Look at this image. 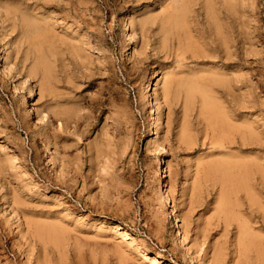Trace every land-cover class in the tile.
I'll return each instance as SVG.
<instances>
[{"label": "rangeland", "instance_id": "rangeland-1", "mask_svg": "<svg viewBox=\"0 0 264 264\" xmlns=\"http://www.w3.org/2000/svg\"><path fill=\"white\" fill-rule=\"evenodd\" d=\"M180 1L0 0V264H264V0Z\"/></svg>", "mask_w": 264, "mask_h": 264}, {"label": "bare ground", "instance_id": "bare-ground-1", "mask_svg": "<svg viewBox=\"0 0 264 264\" xmlns=\"http://www.w3.org/2000/svg\"><path fill=\"white\" fill-rule=\"evenodd\" d=\"M186 1L187 0H181L178 5L182 6L184 4V2H186ZM207 1H209V0H207ZM205 17H206V27L203 28L201 34L205 35L206 38H207L206 47H207L208 51L211 52L210 53L211 56L212 57L213 56H215V57H218V56L219 57H223L224 56V57H226V60L227 59L228 60L231 59V52H230V49H229L231 39L228 36V33L231 34L230 27H228V26L225 27V25L221 23V21H220L221 18L218 17L217 13L213 14L212 12H208V13L205 14ZM228 17L229 16H227V18ZM171 23L173 25H175V23H178V22H176V19H172ZM179 26L180 25H176L175 27H179ZM122 27H124V28L128 27L127 19H125L124 22L122 23ZM172 28H174V26H172ZM179 33H181V32H179ZM226 33H227V35H226ZM234 33L236 34V36L238 38V40H236V42H238L240 44V49L243 51V49H244V31L241 29L237 33L236 32H234ZM188 36H190V35H188ZM231 37H232V34H231ZM176 41H178V43H180L179 39H177ZM241 50H240V52H242ZM145 96H146L145 98H147L149 96V89H147V91L145 92ZM204 100H205V104H206L205 107L208 110L207 112H209L210 121L213 124V128L216 130V133H219L220 135L222 134V136H221V139H222L225 134L228 135V133L231 131V129H230L231 126L229 127V125L227 124L226 119H225L222 111L219 108H217V106L215 104H213V102H210L211 100H208L207 97H205ZM148 102H149V100H148ZM26 106H28V104H26L24 107H26ZM149 106H151V105L149 104ZM204 110H206V109H204ZM32 114H33L32 111L30 109H28V111H27V113L25 115L26 119H29L28 117L31 116ZM218 171L221 174V181H222V184L224 186L226 185V183L229 184V185L230 184L237 185V184L241 183V181H239V178L237 177V175H234L233 171L230 168H228L226 166H222V167L218 168L217 172ZM161 177H163V176H161ZM159 182H160V184H163V186L165 187L164 190H162V194L165 195V199L164 200H166V203L168 204L169 200H168V196L167 195L169 194L170 186L167 183L163 182L162 179H160ZM234 183H236V184H234ZM223 201L225 202L226 207H228L229 204H228L227 198L223 199ZM173 214H175V213H173ZM169 219L171 221V224H172V227H173L174 231L177 232L176 233L177 236L181 237V238H182V236H185L184 229H183V226H182L181 222H179V220L173 215L170 216ZM263 220H264V217H263ZM26 225H27V229H28L27 230L28 234H30L31 239H37V237L44 238V237H46V233H47L46 230L51 229L48 225L44 226V225H41L40 223H37L36 221H28V222L26 221ZM237 225H239V224L237 223ZM111 227L124 238H128V237L132 236L131 232H129L128 230H126L124 228H121L119 225H112ZM240 231H242V230H240ZM244 233H245V235H248L247 231H245ZM141 254L148 256V253L145 250H141ZM190 259H191V257H190ZM152 263L161 264L158 258L152 259Z\"/></svg>", "mask_w": 264, "mask_h": 264}]
</instances>
